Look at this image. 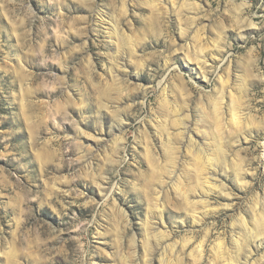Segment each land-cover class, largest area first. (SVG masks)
Wrapping results in <instances>:
<instances>
[{
    "label": "rangeland",
    "instance_id": "1",
    "mask_svg": "<svg viewBox=\"0 0 264 264\" xmlns=\"http://www.w3.org/2000/svg\"><path fill=\"white\" fill-rule=\"evenodd\" d=\"M0 264H264V0H0Z\"/></svg>",
    "mask_w": 264,
    "mask_h": 264
},
{
    "label": "bare ground",
    "instance_id": "2",
    "mask_svg": "<svg viewBox=\"0 0 264 264\" xmlns=\"http://www.w3.org/2000/svg\"><path fill=\"white\" fill-rule=\"evenodd\" d=\"M185 141L187 143V146L188 145L189 146L195 145L196 141H197V137L192 135V133L188 130V128L185 130ZM206 160L208 163L211 161V159H209V158H207ZM215 172H216V170H214V168H213V171L210 174L215 175Z\"/></svg>",
    "mask_w": 264,
    "mask_h": 264
}]
</instances>
